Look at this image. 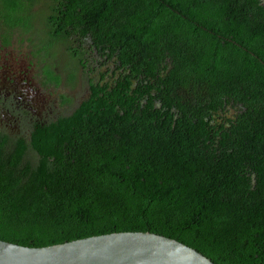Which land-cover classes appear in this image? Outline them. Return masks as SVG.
Instances as JSON below:
<instances>
[{"label":"trees","instance_id":"obj_1","mask_svg":"<svg viewBox=\"0 0 264 264\" xmlns=\"http://www.w3.org/2000/svg\"><path fill=\"white\" fill-rule=\"evenodd\" d=\"M0 19L64 47L89 94L29 140L0 132V241L148 232L264 264V0H3Z\"/></svg>","mask_w":264,"mask_h":264},{"label":"flooded vegetation","instance_id":"obj_2","mask_svg":"<svg viewBox=\"0 0 264 264\" xmlns=\"http://www.w3.org/2000/svg\"><path fill=\"white\" fill-rule=\"evenodd\" d=\"M25 35L21 37L16 28L9 30L0 19V132L12 139L29 140L34 126L70 115L89 94L88 79L82 71L80 76L86 80L85 84L79 82L80 94L84 93L81 98L58 94L51 101L52 92L67 88L73 70L70 64L75 63L66 58L59 65L55 59L59 48L52 49L56 53L42 50L40 45L35 47L30 33ZM24 42L29 46L25 45L26 51ZM48 73L57 76L59 81Z\"/></svg>","mask_w":264,"mask_h":264},{"label":"water","instance_id":"obj_3","mask_svg":"<svg viewBox=\"0 0 264 264\" xmlns=\"http://www.w3.org/2000/svg\"><path fill=\"white\" fill-rule=\"evenodd\" d=\"M0 264H214L175 240L122 232L41 248L0 241Z\"/></svg>","mask_w":264,"mask_h":264},{"label":"rangeland","instance_id":"obj_4","mask_svg":"<svg viewBox=\"0 0 264 264\" xmlns=\"http://www.w3.org/2000/svg\"><path fill=\"white\" fill-rule=\"evenodd\" d=\"M43 8H44L43 5L42 6L40 5V7L39 6L36 7L35 8L36 10L33 12L34 14L32 15V22H31L32 24L31 25L33 27V31H31V32H35L36 34H44V31H43V29L45 28L44 27V23H43L44 17L41 16V12H40V11L43 10ZM20 36L23 37V36H26V35L25 34H22L20 32ZM34 44L35 45H38L39 44L41 47H43L40 41L38 43L37 42H34ZM25 45L27 46V44L26 43L24 44V49L26 51L27 49L25 48ZM27 47L29 48V46H27ZM66 58H67V55H66L65 49H64V47L61 46L58 49V55L56 56L55 59L57 60V62L60 65L61 61L62 60H65ZM70 66H75V65L70 64ZM62 70H65V69H62ZM62 72L65 73L64 71H62ZM81 72H82V70L80 71V69H79V71L77 72L76 80L74 82H72V83H67L66 84L67 85V88L62 87L59 90L52 92L51 93L50 100L52 101L54 98H56V96H58V94H63V95H66L67 97L73 96V97H76V98H81L82 97L81 95H84V93L80 94L81 88L79 86L80 85L79 82L85 84V80H86V78H85L86 75H84L85 77L80 76V75H82ZM29 156H30L31 159L34 157L32 154H29Z\"/></svg>","mask_w":264,"mask_h":264}]
</instances>
